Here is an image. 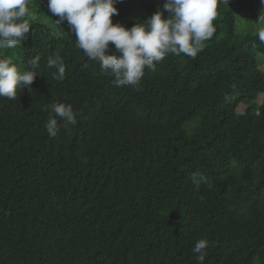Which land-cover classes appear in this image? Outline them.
Returning <instances> with one entry per match:
<instances>
[{
    "label": "trees",
    "instance_id": "obj_1",
    "mask_svg": "<svg viewBox=\"0 0 264 264\" xmlns=\"http://www.w3.org/2000/svg\"><path fill=\"white\" fill-rule=\"evenodd\" d=\"M32 2L28 39L3 55L23 69L59 54L66 75L42 60L33 94L0 98V264H197L201 238L205 264H264V43L234 11L256 20L260 0L219 3L203 51L167 56L138 88L117 87ZM164 2L123 0L113 22L131 28ZM54 102L78 122L50 138Z\"/></svg>",
    "mask_w": 264,
    "mask_h": 264
},
{
    "label": "clouds",
    "instance_id": "obj_2",
    "mask_svg": "<svg viewBox=\"0 0 264 264\" xmlns=\"http://www.w3.org/2000/svg\"><path fill=\"white\" fill-rule=\"evenodd\" d=\"M122 2L47 0V10L56 18V24L66 22L75 37V47L111 75L117 87L138 88L146 71H155L167 56L184 54L196 58L216 33L218 4L229 0H165L151 16L139 19L131 28L113 22V16L119 15L116 5ZM260 3L255 21L260 25L258 39L264 43V0ZM30 30L29 0H0V98L15 100L18 92L25 90L33 94L34 81L38 75L43 76L42 60L45 67L54 69L53 80L65 79V60L59 54L45 58L37 53L26 60L27 67L23 69L12 57L3 55L5 49H14L26 41ZM44 110L48 113L44 127L50 138L78 122V113L70 103L54 102L45 105ZM192 180L197 186H211L209 177L199 171ZM209 245L207 238L195 243L192 252L197 264H205Z\"/></svg>",
    "mask_w": 264,
    "mask_h": 264
},
{
    "label": "rangeland",
    "instance_id": "obj_3",
    "mask_svg": "<svg viewBox=\"0 0 264 264\" xmlns=\"http://www.w3.org/2000/svg\"><path fill=\"white\" fill-rule=\"evenodd\" d=\"M32 0H29V8L32 6ZM260 10V9H259ZM235 15L237 18V29L240 32H247L251 30H258L260 25L255 21L252 15H249L247 12L240 11L236 7H234ZM264 68V65H263ZM258 103L264 102V94H261L258 97ZM245 105H240L238 107V112H243Z\"/></svg>",
    "mask_w": 264,
    "mask_h": 264
}]
</instances>
